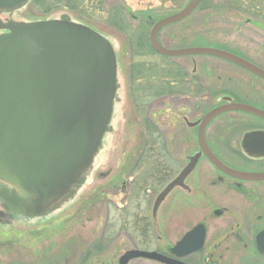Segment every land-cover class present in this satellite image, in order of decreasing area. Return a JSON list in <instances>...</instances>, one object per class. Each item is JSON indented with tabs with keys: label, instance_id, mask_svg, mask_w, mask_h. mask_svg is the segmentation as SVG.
Masks as SVG:
<instances>
[{
	"label": "flooded vegetation",
	"instance_id": "af4514ba",
	"mask_svg": "<svg viewBox=\"0 0 264 264\" xmlns=\"http://www.w3.org/2000/svg\"><path fill=\"white\" fill-rule=\"evenodd\" d=\"M36 1L39 3L41 0ZM69 1L66 2L67 5L70 4ZM190 1L188 0L175 13L184 9ZM104 2L106 3L105 21L108 24L109 21L118 23L119 12L122 10L129 21L138 22L129 33L137 34V31H145L148 28L147 45L162 58L169 57L156 51L150 42L151 28L158 20L153 22L150 14L136 20L137 16L130 14L118 2L113 0H104ZM63 7L67 6L63 5ZM195 12L215 18L212 28L222 23V26L228 28L233 24L237 31L256 29L259 41H256L255 48L230 47L225 41L226 34L230 32L229 30L225 32L224 29H216L209 34L211 38L209 43H216L209 47L234 54L264 71L262 61L264 27L256 26L253 21L255 19L262 22L261 25L264 26V0H199L188 15ZM3 14L0 12V33L8 32L7 30L10 29L8 22L2 21ZM220 19L223 21H218ZM248 22L256 28L248 27ZM160 29L156 38L164 47L200 46L190 43L180 47H168L162 42ZM133 37L135 36H130V39L132 40ZM224 45H228L229 48ZM133 53H130L132 56L129 54L130 65L143 60L141 55L134 58L138 54ZM197 56V54L171 56L172 58L188 57L191 73L183 77L184 66L177 64L179 71L177 70L175 76L182 78L170 82V86L175 88L149 89L150 95L146 102L147 137L144 138L145 151L142 158L143 172H147L146 185L122 186V193L125 192L122 201L126 200L117 204L116 208L126 209L129 204L130 207L137 204L136 209H142L144 212L142 213V218L145 219L144 233H149L150 236V238L146 237V240L161 242L156 245L154 251L167 258H175L181 264H264V116L234 107L235 104H241L264 112V77L234 62L213 56L242 69L244 73L242 75L232 71L211 74L207 76L206 81L203 78L205 76L198 74L196 70ZM255 57L260 58L261 62ZM147 80L151 87L158 85L162 88L167 87L168 84L162 77L157 79L152 77ZM220 106L227 109L213 116L200 130L203 117ZM206 107L208 108L205 110ZM168 108L182 114L179 115L180 124L185 123V126L191 129L189 134L191 137L181 133L182 136H175L178 127L174 128V125L177 121H167L162 118L166 116L165 111ZM183 110L193 116L192 120H188L183 115ZM188 141L193 142L194 150L186 157L183 154L178 156L172 146L178 142ZM141 157L139 154L137 161L130 162L131 168L128 170L130 174H133ZM209 157L221 166L215 164ZM0 187L4 192L9 191L2 185ZM163 208L171 209L170 216L169 213L165 214L162 211ZM175 214L178 215L179 220L177 223H172L175 222L173 219ZM133 215L135 216L134 212ZM195 218L196 220L191 222ZM158 220L162 223L160 225L162 227H159L161 234L156 235L155 226ZM133 221L135 220L132 219L131 223ZM127 224L128 220L124 225ZM173 225L176 226L175 230L172 229ZM99 229V252L90 258L85 257L81 260V264H120V258L128 251H149L134 246V248H120L119 225L115 228L114 225L111 227L110 236L106 221ZM174 232L176 239L169 244L166 242L168 234L173 235ZM151 235L155 238L151 239ZM108 238L110 241H106ZM177 243L180 244L177 254H173L171 250ZM108 248L110 249L107 251ZM63 262L70 264L68 259H64Z\"/></svg>",
	"mask_w": 264,
	"mask_h": 264
},
{
	"label": "rangeland",
	"instance_id": "374dc122",
	"mask_svg": "<svg viewBox=\"0 0 264 264\" xmlns=\"http://www.w3.org/2000/svg\"><path fill=\"white\" fill-rule=\"evenodd\" d=\"M60 1L41 0L38 3L36 0H30L16 9L3 12L2 21H7L11 29L34 21L55 18L69 19L84 24L105 36L111 43L115 54V83L111 109L96 148L66 186L57 191L59 195L55 199L39 206V208H34L35 206L32 204L19 207L20 203L15 199L18 198L17 193L15 191L10 193V190L4 192L0 187V264H66L63 262L64 259H68L70 264H81L82 259L90 258L99 252V228L104 221L108 224V236L111 235V227L114 225L115 228L119 225L120 248L135 247L153 251L156 245L161 243L160 241L146 240V237L150 238V236L149 233H144L145 219L142 218L144 212L142 209H136L137 204L136 206L133 204L132 207L129 204L126 209H117L116 207L117 204L126 200L122 201L125 197V192L122 193V186L135 184L143 187L146 185L147 172H143L144 161L142 158L145 151L144 138L147 137L146 102L150 95L149 89L170 90L175 88L170 86V82L182 78L175 76L177 70L179 71L177 64L184 66L182 72L190 74V60L188 57L162 58L154 53L147 45L148 28L145 31H137V34H130L129 32L138 22L131 19L129 21L124 14L123 16L119 14L118 23L109 21L110 24H108L105 21L106 3L104 0ZM67 1L70 2L69 5H67ZM113 1L124 6L130 14L136 15V20L150 14L151 20L154 22L174 14L188 0ZM63 5L67 7H63ZM214 19L203 16L202 13H192L183 20L173 22L160 29L162 42L168 47H180L190 43L214 46L216 43H209L211 41L209 34L216 29H224L225 32L228 30L230 32L226 34L227 38L225 39L230 47H256L255 43L259 41L256 29L237 31L233 24L228 28L222 26V23H218L215 28H212ZM218 21H223V19ZM253 21L256 26L264 27L261 25L262 22L255 19ZM247 25L255 27L249 22ZM10 29L7 31L10 32ZM132 35L135 37L131 40L130 36ZM216 35L219 34L216 33ZM228 45L224 46L229 48ZM131 52L138 54L134 58L141 55L143 60L130 65L129 54ZM130 55L132 56V54ZM255 58L261 62L260 58ZM262 58L264 62V57ZM140 60L139 58L138 61ZM195 60L197 61L198 74L205 76L203 78L206 81L208 80L207 76L211 74L232 71L242 75L244 73L242 69L213 56L200 55ZM163 67L165 68L163 69ZM152 77L166 79L167 87L160 88L158 85L151 87L148 85L147 79ZM168 106H170L169 103ZM165 112L166 116H162L163 119L177 121L174 125V128L178 127L175 136H182L181 133L191 137L189 135L191 129L187 128L185 123L180 124L179 115L182 114L179 111L168 108ZM183 112L188 120H192L193 116L187 114V111L183 110ZM180 126L183 128L180 129ZM172 147L178 156L183 154L185 157L194 150L192 141L178 142ZM139 154L142 156L141 160L135 166L134 175L130 174V171L128 172L131 168L130 162L137 161ZM54 200L57 201L52 203ZM40 207L44 208L40 209ZM162 211L165 214L169 213L168 216H170L171 209L163 208ZM132 219L135 221L131 223ZM173 219L175 222L172 223H177L178 215L175 214ZM127 220L128 224L125 226ZM194 220L196 218L191 222ZM158 222L155 226L156 235L161 234L159 227H162L160 226L162 223L160 220ZM184 222L183 225L186 223ZM173 226L172 229L175 230L176 226ZM154 238L151 235V239ZM167 238L166 242L172 243L176 239V233L174 232L173 235L169 233ZM106 241H110V238ZM128 264L160 263L136 258Z\"/></svg>",
	"mask_w": 264,
	"mask_h": 264
},
{
	"label": "water",
	"instance_id": "95a60500",
	"mask_svg": "<svg viewBox=\"0 0 264 264\" xmlns=\"http://www.w3.org/2000/svg\"><path fill=\"white\" fill-rule=\"evenodd\" d=\"M27 1L0 0V11H10ZM198 1L191 0L180 12L154 23L152 47L167 56L221 57L264 77L260 68L223 50L169 49L158 43V30L187 16ZM114 83L113 47L86 25L49 19L21 24L0 34V181L18 192V201L39 208L82 167L105 128ZM234 107L264 116L249 106ZM226 109L220 106L209 111L200 130ZM178 245L172 248L173 254H177ZM133 258L181 264L155 251L139 250L126 252L120 264Z\"/></svg>",
	"mask_w": 264,
	"mask_h": 264
},
{
	"label": "trees",
	"instance_id": "16d2710c",
	"mask_svg": "<svg viewBox=\"0 0 264 264\" xmlns=\"http://www.w3.org/2000/svg\"><path fill=\"white\" fill-rule=\"evenodd\" d=\"M81 1H82V0H81ZM48 8H49V7H48ZM119 14L123 16V12H122V10H121V12H119ZM185 76H186V73L183 72V77H185Z\"/></svg>",
	"mask_w": 264,
	"mask_h": 264
}]
</instances>
